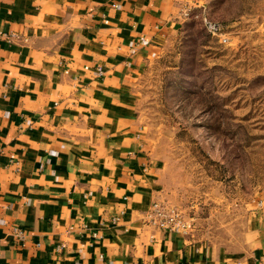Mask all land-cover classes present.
Masks as SVG:
<instances>
[{"label":"crops","instance_id":"obj_1","mask_svg":"<svg viewBox=\"0 0 264 264\" xmlns=\"http://www.w3.org/2000/svg\"><path fill=\"white\" fill-rule=\"evenodd\" d=\"M173 10L0 0V264H264V197L237 234L147 222L167 187L136 83L177 32Z\"/></svg>","mask_w":264,"mask_h":264},{"label":"rangeland","instance_id":"obj_2","mask_svg":"<svg viewBox=\"0 0 264 264\" xmlns=\"http://www.w3.org/2000/svg\"><path fill=\"white\" fill-rule=\"evenodd\" d=\"M169 1L177 32L136 83L137 114L165 168L166 197L155 202L191 234H237L264 197V0Z\"/></svg>","mask_w":264,"mask_h":264},{"label":"built area","instance_id":"obj_3","mask_svg":"<svg viewBox=\"0 0 264 264\" xmlns=\"http://www.w3.org/2000/svg\"><path fill=\"white\" fill-rule=\"evenodd\" d=\"M203 23L210 37L217 39L222 44L227 43L228 39L225 33L220 30L219 26L208 21L206 18L203 19ZM140 42H143V39ZM147 222L156 229L168 233L189 234L192 230L190 222L185 221L175 210L163 207L159 202H154L150 206L147 214ZM12 234L18 240L23 239V231L20 229L14 228Z\"/></svg>","mask_w":264,"mask_h":264}]
</instances>
